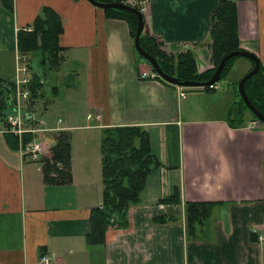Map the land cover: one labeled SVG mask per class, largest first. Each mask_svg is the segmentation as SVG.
I'll use <instances>...</instances> for the list:
<instances>
[{
  "label": "crops",
  "instance_id": "1",
  "mask_svg": "<svg viewBox=\"0 0 264 264\" xmlns=\"http://www.w3.org/2000/svg\"><path fill=\"white\" fill-rule=\"evenodd\" d=\"M133 1L145 9L142 35L169 55L191 49L200 73L214 67L209 31L224 0ZM230 1L237 7L241 48L264 65V0ZM2 7L8 14L0 24V52L13 47L14 67L21 56L32 74L37 53L19 52L18 33L31 32L45 8L61 18V66L49 73L56 84L44 86L48 101L36 100L42 114L32 120L47 131L71 133L72 180L46 182L41 164L21 156L19 139L15 146L0 122V264H42L44 255L52 257L49 264H264L263 124L232 128V104L222 99L221 86L186 90L149 78L152 66L137 55L128 23L89 0H13L12 10ZM246 59L235 62L228 78L237 67L240 80L252 70ZM117 126L143 127L161 166L130 207L129 226L110 228L104 243L90 244V217L102 206L104 188L102 131ZM174 192L179 204L160 202ZM187 202L216 204L196 238L187 235ZM160 217L170 219L156 222Z\"/></svg>",
  "mask_w": 264,
  "mask_h": 264
},
{
  "label": "trees",
  "instance_id": "2",
  "mask_svg": "<svg viewBox=\"0 0 264 264\" xmlns=\"http://www.w3.org/2000/svg\"><path fill=\"white\" fill-rule=\"evenodd\" d=\"M98 3H127V0H95ZM2 5L13 9V0H1ZM141 11L140 5L132 6ZM109 18L124 20L128 23L132 37L135 39L138 16L136 13L120 9L105 10ZM145 20V18H144ZM33 30L20 31L18 33V48L22 55L39 53L44 56L50 72L60 68L63 51L59 44V37L63 32L60 16L52 9L45 8L42 15L36 18L32 24ZM209 50L213 68L205 72H199L195 54L184 51L177 55H169L164 52L153 38L142 35L140 44L142 48L154 57L164 73L178 78L181 81H209L221 60L228 54L236 51H244L238 28V14L235 2L221 1L212 14V23L209 31ZM139 58L146 61L139 53ZM238 57L230 58L225 65L222 78H228ZM254 67L255 63L249 59ZM148 63V61H146ZM260 71L245 83L247 96L254 107L264 115V65L260 62ZM152 71L157 78L167 85L168 82L161 79L155 69ZM241 81V80H240ZM236 93L238 100L229 109L228 123L232 128H243L251 121H257L243 102L238 86ZM13 89L12 85H5ZM45 84L38 74L33 75L30 85L31 99L35 101L42 96ZM3 90L7 93V89ZM210 90V86L204 87ZM3 92V91H2ZM8 96V93L6 94ZM0 96H2L0 94ZM6 96V97H7ZM9 108L8 103L0 99V117L4 118V111ZM7 114V113H6ZM249 114L251 118H248ZM34 120H28L33 125ZM54 144L51 148L50 158H46V175L48 183L65 184L72 180L71 157L72 144L71 133L68 131H46ZM15 146L17 138L9 134ZM101 164H102V206L92 211L90 217V234L87 241L90 244L105 242L106 232L110 228L126 229L129 226V210L140 202L142 192L148 177L155 172L161 163L152 153L147 131L140 126H117L104 128L101 138ZM55 172L56 178L50 173ZM50 175V176H49ZM162 203L179 204V194L174 192L171 196L160 200ZM216 204L211 202H187L184 206L187 235L196 238L198 227L201 226L212 214ZM170 219V218H169ZM167 219V220H169ZM165 217L156 219V222H166ZM255 240V235H252Z\"/></svg>",
  "mask_w": 264,
  "mask_h": 264
},
{
  "label": "rangeland",
  "instance_id": "3",
  "mask_svg": "<svg viewBox=\"0 0 264 264\" xmlns=\"http://www.w3.org/2000/svg\"><path fill=\"white\" fill-rule=\"evenodd\" d=\"M4 14H8V13H6L3 10V7H2L1 2H0V24H1V29L4 27V22H5ZM5 29H6V27H5ZM1 31H0V34H1ZM7 32H8L7 33V35H8L9 34V29H8ZM188 51H192V50L190 49ZM44 58H45L44 56H41L39 53H37L33 57L31 64H32V67L34 68L36 74H38L42 78L46 88L50 89L51 87H54V85L56 84V81H54L55 79L51 78V76L49 74L50 71L48 70L47 64L45 62L43 63V59ZM237 60H236L237 62H241V61H244V60H247V59L244 58V57H238ZM15 70H16V67H14L13 47L12 48L6 47V48H4V53L0 52V94L2 95V96H0V99L4 100V102H6V103H8V96L6 95L7 93L3 90V88L5 87V85H7L9 83V79H13V76L15 74ZM241 77H242V71L240 69H238V67H237V68H235L233 70L231 78L221 79L218 82L219 86L222 87V90H221L222 99L224 101L227 100V103H229V104H233V101H231V100H233L232 99V95H233L232 92L233 91H234L235 98L238 100V96H237L235 88L237 86L238 81L241 79ZM185 89L186 90H191L192 88H185ZM232 89H233V91H232ZM234 95H233V97H234ZM39 99H40V101L39 100L38 101H39V103L41 102L40 104H42V103L45 104L48 101V98H45L44 96L40 97ZM230 106L231 105H229V107ZM9 110L10 109L8 108L7 110L4 111V118L0 117V122H1L2 126L4 125V127L8 126L7 122H6V113H8ZM24 110L26 112H29V113H34L35 112L34 113L35 119H40L41 118V114L42 113L41 112L36 113V100L32 101V99H30L24 105ZM45 115H47V114L44 113L43 116H45ZM248 118H251L250 114H249ZM54 119H56V117L52 118V120H54ZM43 127H44L43 123H40L39 121L34 120L33 121V125L31 124V127H29V128H35V129H38L40 131L31 133V134H26L24 136V139H25V141H31V140H34V139H41V140L43 139L44 142L46 143L45 144L46 149L44 151V155L45 156H43V159H42V163H43L42 172H43L44 175H46L45 174L46 173V171H45L46 170V163H45L46 161L45 160H47L46 158H50L49 155H51V148H52L51 144L53 143V140L50 137H48V136H46L44 134V133H46L47 130H45ZM89 141H90V144H89L90 145V147H89L90 155H94V151L97 149L96 140L91 138ZM75 148L79 149V147H77V146H75ZM75 152H76V155H78L77 151H75ZM50 175H51L52 178H56L57 177L55 172H51Z\"/></svg>",
  "mask_w": 264,
  "mask_h": 264
},
{
  "label": "built area",
  "instance_id": "4",
  "mask_svg": "<svg viewBox=\"0 0 264 264\" xmlns=\"http://www.w3.org/2000/svg\"><path fill=\"white\" fill-rule=\"evenodd\" d=\"M130 6L139 5L133 0H127V3ZM141 6V5H140ZM145 9L142 8L141 12L143 13ZM33 75L31 68L28 63L23 62L21 56L17 58L16 63V75L13 81V89L10 90V96H8V105L9 112L6 114L7 127H4L3 131L6 133H11L19 139L20 142V154L23 158L27 157L32 162L41 164L42 168V159L44 156V151L46 149L45 142L42 139H34L31 141H25L24 136L26 134H31L38 132L40 130L31 127V124L28 120L25 119L24 114L28 113L24 110V105L31 99V90L30 85L32 83ZM144 78H147V75H143ZM152 79H156V74H152ZM219 89L218 83L210 85V90ZM182 97L185 96V92L182 90L180 92ZM90 118V117H89ZM260 122L255 121L253 126L256 127ZM52 260L51 256L44 255L41 257L40 262L42 264H49Z\"/></svg>",
  "mask_w": 264,
  "mask_h": 264
},
{
  "label": "water",
  "instance_id": "5",
  "mask_svg": "<svg viewBox=\"0 0 264 264\" xmlns=\"http://www.w3.org/2000/svg\"><path fill=\"white\" fill-rule=\"evenodd\" d=\"M92 4L103 8V9H120V10H127V11H132L134 13L137 14L138 16V26H137V31H136V36H135V49L136 51L146 60L148 61V63L155 69V71L158 73L159 77L161 79H163L164 81L168 82L169 84L172 85H176V86H181L184 88H198V87H207L210 85H213L215 83H218L221 78H222V74L226 65V62L232 58V57H244V58H248V59H252L255 63L254 67L252 68V70L247 73L242 80L239 83L238 86V91L239 94L243 100V102L245 103V105L247 106V108L249 109V111L255 116L256 120L258 122H260L261 124L264 125V115L262 113H260L255 107L254 105L251 103V101L249 100L247 93H246V89H245V83L246 81L255 76L259 71H260V60L252 53L247 52V51H236V52H232L228 55H226L220 62L219 66L217 67L213 77L207 81V82H198V81H181L176 77L167 75L166 73H164V71L162 70V68L160 67L158 61L152 57L150 54H148L141 46L140 44V38L144 32V27H145V20H144V15L141 11L135 9L134 7L126 4V3H106V4H102V3H98L95 0H89ZM6 88V86L4 87ZM8 91V96H10V89L7 87L6 88ZM24 118L25 119H32L34 118L33 114L30 113H25L24 114Z\"/></svg>",
  "mask_w": 264,
  "mask_h": 264
}]
</instances>
